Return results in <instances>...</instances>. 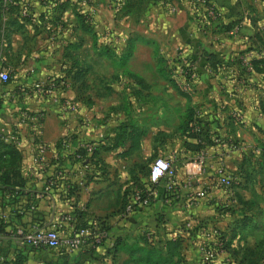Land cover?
<instances>
[{"label": "crops", "instance_id": "1", "mask_svg": "<svg viewBox=\"0 0 264 264\" xmlns=\"http://www.w3.org/2000/svg\"><path fill=\"white\" fill-rule=\"evenodd\" d=\"M10 1L8 8L0 0V64L14 75L0 82V129L18 131L19 146L4 143L20 155L29 203L44 226L71 212L108 235L57 264H140L119 244L165 254V243L176 240L178 264H263L264 224L255 218L264 207L247 210L264 184V0H207L196 10L188 0H129L118 15L111 0ZM49 81L51 97L38 88ZM192 112L200 148L184 129ZM85 143L99 163L80 180L69 156ZM156 158L174 177L151 188L148 206L125 214V200L138 184L147 187ZM218 166L234 180L230 191L215 181ZM59 171L61 186L41 194ZM66 183L79 185L68 198ZM222 240L204 263L202 249ZM41 251L3 237L0 264L18 254L36 264Z\"/></svg>", "mask_w": 264, "mask_h": 264}, {"label": "built area", "instance_id": "2", "mask_svg": "<svg viewBox=\"0 0 264 264\" xmlns=\"http://www.w3.org/2000/svg\"><path fill=\"white\" fill-rule=\"evenodd\" d=\"M44 1V0H40ZM192 3L193 10H196V5H206L207 0H188ZM6 3L13 4L10 0H6ZM171 13L174 12L173 9L170 10ZM12 76V72L0 64V82H7ZM39 90L48 97H51L55 92V83L49 81L43 83L38 87ZM62 106L64 108H72L70 101H65ZM6 130L0 129V142H11L14 145L19 146L17 141L18 131H11L10 133H5ZM63 147L67 148V143L62 144ZM234 148V147H233ZM79 150L84 151V155H80ZM94 147L90 143L82 144L77 150L72 152L74 162L69 172L77 173L80 180H85L92 173V159L91 155L93 153ZM36 160V159H35ZM196 172L201 170L203 162L198 160L195 163ZM175 172L169 162L163 158H156L153 160L149 167L146 185L147 192L150 191L151 187L158 184L162 180L171 179L174 177ZM64 176V172L59 171L56 174V178L61 179ZM214 177L217 185L225 190L230 191L233 188L234 180L228 175L223 166H218L215 169ZM75 183H67L65 189L73 188ZM79 185H82L80 181ZM79 185H76L77 188ZM57 186V182L54 180L46 181L43 191L49 193L53 187ZM199 198H204L205 194L200 192L198 194ZM148 196H143L141 192H133L124 208L125 214H131L135 209L146 207L149 205ZM0 219L3 220L4 224L9 222L8 213H0ZM100 226L91 224L81 227L77 221L75 213H63L56 219H52L50 223L46 226H39L37 224H28L21 228H12L10 225L6 227V234L0 235V244L3 237H14L22 240L30 248L35 250H48L53 251L55 254L63 258H71L78 252L82 250L84 245L91 242L94 244H99L101 241H105L108 238L107 232L103 231ZM213 235H217L216 231L212 232ZM220 245L214 247H205L202 249V260L204 263L212 261L218 254ZM74 264H81L75 262ZM264 264V263H263Z\"/></svg>", "mask_w": 264, "mask_h": 264}, {"label": "trees", "instance_id": "3", "mask_svg": "<svg viewBox=\"0 0 264 264\" xmlns=\"http://www.w3.org/2000/svg\"><path fill=\"white\" fill-rule=\"evenodd\" d=\"M163 4L165 0H162ZM111 2L117 5L116 7H119L118 13L125 11L127 8L126 4L129 2V0H111ZM170 5V4H168ZM12 4L8 3V8L11 7ZM13 7V6H12ZM0 15H1V9H0ZM80 18V16H78ZM82 21H85V18H81ZM205 62L211 61V57L207 54L203 55ZM192 73L187 72V69L183 68V75L190 77ZM12 78V76H11ZM10 78V79H11ZM9 79V80H10ZM8 80V81H9ZM194 114V119L190 117L188 122H185V131L189 132V136L192 138H196L198 141L196 143L197 148H200L201 141V133L199 131H195L198 129V118L195 117L196 113L192 112ZM189 123H191V126L189 127ZM193 131V132H192ZM64 141H60L57 146L62 145ZM78 152L80 155H84L83 150H79ZM97 152L93 150V153L91 155L92 159V167L97 166L99 163V160L97 159ZM263 160H264V146H263V154H262ZM71 158L70 160L74 162V158L72 155L69 156ZM149 171V170H148ZM57 174V173H56ZM55 175H53L49 180H54L57 182V186L53 187V189H56L58 186H61L62 180L59 178H56ZM148 175V172H147ZM146 175V176H147ZM67 184V183H66ZM65 186V185H64ZM63 186V187H64ZM137 190L142 193L143 196H148L149 202L151 200V189L147 192V187L145 188V184L141 183L137 185ZM153 187V186H152ZM151 187V188H152ZM65 198H68L74 194L76 191V188L73 186V188L65 189ZM133 191V192H135ZM132 192V193H133ZM131 193V194H132ZM30 192H27L25 189V183L24 180L20 174V155L19 153L14 149L13 145L6 144L4 142H0V213H4L3 211H9V222L7 224H4L3 220L0 219V235L6 234V227L10 225L12 228H23L28 224H37L39 226H44L40 218L36 215V206L33 204H30ZM43 195H46L44 191L41 193ZM130 194V195H131ZM130 195L127 197L123 204V210L125 208V205L130 197ZM25 202L26 204H24ZM150 204V203H149ZM32 206V207H31ZM33 208V209H32ZM87 224H81V227H85ZM102 225L100 224V227ZM101 229L105 232H107L105 227H101ZM222 238V237H221ZM221 238L217 237L218 242H221ZM102 241L99 243L101 244ZM222 245L220 246L219 250L224 248V241L222 240ZM91 245H96L94 243L89 242ZM146 244V243H145ZM180 243L176 241H168L164 245L165 254L162 253L160 249H156L154 247H148V245L139 246L137 244L133 245H126V244H119V248L127 252V254L130 257V260H135L139 262L140 264H178L179 259L177 261H173L174 257H178ZM25 257L21 254H18L14 257L12 264H24Z\"/></svg>", "mask_w": 264, "mask_h": 264}, {"label": "rangeland", "instance_id": "4", "mask_svg": "<svg viewBox=\"0 0 264 264\" xmlns=\"http://www.w3.org/2000/svg\"><path fill=\"white\" fill-rule=\"evenodd\" d=\"M14 76V75H13ZM12 76V77H13ZM150 167V166H149ZM149 167H147L148 168V170H149ZM262 174H264V172L262 173ZM255 193H256V195H258V197H257V203H258V205L256 206V207H252V209H248L247 211H254V210H259L260 208H263L264 207V203H263V201H261V200H258V199H261V197L262 196H260L262 193H264V184L261 182L259 185H258V187H256L255 188ZM263 215V214H262ZM255 221H257V223L259 224V225H263L264 224V215L261 217H257V218H255ZM260 228H261V226H260ZM262 234H264L263 232H261ZM34 257V259H33V263H36V264H39V263H41L42 262V259H44V260H48V261H51V262H54L55 264H57V263H59L58 261V259H60V258H63V257H61V256H57V254H55V253H53V252H46V250H44V251H41V253H39V258L37 257H35V256H33ZM66 259V258H65ZM61 264H63V263H61Z\"/></svg>", "mask_w": 264, "mask_h": 264}]
</instances>
